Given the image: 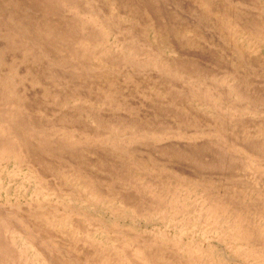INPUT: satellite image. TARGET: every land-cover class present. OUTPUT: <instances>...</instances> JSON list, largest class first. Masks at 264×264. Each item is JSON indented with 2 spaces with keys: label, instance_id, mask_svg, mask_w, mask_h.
I'll return each mask as SVG.
<instances>
[{
  "label": "rangeland",
  "instance_id": "374dc122",
  "mask_svg": "<svg viewBox=\"0 0 264 264\" xmlns=\"http://www.w3.org/2000/svg\"><path fill=\"white\" fill-rule=\"evenodd\" d=\"M0 264H264V0H0Z\"/></svg>",
  "mask_w": 264,
  "mask_h": 264
}]
</instances>
